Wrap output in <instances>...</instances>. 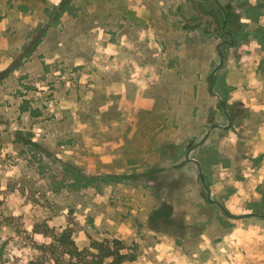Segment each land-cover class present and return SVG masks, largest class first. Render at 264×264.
<instances>
[{"label": "rangeland", "instance_id": "374dc122", "mask_svg": "<svg viewBox=\"0 0 264 264\" xmlns=\"http://www.w3.org/2000/svg\"><path fill=\"white\" fill-rule=\"evenodd\" d=\"M224 40L213 91L230 121L209 91ZM228 61L240 73L223 87ZM212 124L229 128L202 141ZM211 138L241 177L215 196L264 214V0H0V264H53L45 223L79 250L121 241L122 264H264V219L227 217L192 170ZM161 205L181 232L152 229Z\"/></svg>", "mask_w": 264, "mask_h": 264}, {"label": "trees", "instance_id": "16d2710c", "mask_svg": "<svg viewBox=\"0 0 264 264\" xmlns=\"http://www.w3.org/2000/svg\"><path fill=\"white\" fill-rule=\"evenodd\" d=\"M43 35L44 33L42 36ZM39 42L40 39L29 48L27 45H24L20 57L15 59L10 67L5 70V75L18 70L28 56L37 48ZM227 107L228 109L230 108L229 105H227ZM229 114L231 120H233L236 114L231 112V110ZM65 168V171H67L66 173H72L76 179L74 187H86L93 180L92 178H87L80 174V171L74 167L66 166ZM124 178L125 177H122V179ZM55 190L58 191V187H56ZM206 202H209L207 198ZM149 224L153 230L158 229L160 224L175 226L177 229L176 231L180 230V232L184 229V227L174 219L172 207L168 205H161L159 208L155 209L149 217ZM44 228L43 236L50 239V241L41 244L38 249L43 252L44 258L50 257L53 264H63L65 261H67V264H122L126 259L125 254L122 253V242L119 240L104 239L102 241H93L88 248L79 250L72 239V233L69 228L57 232L46 223L44 224Z\"/></svg>", "mask_w": 264, "mask_h": 264}, {"label": "crops", "instance_id": "0c3cea01", "mask_svg": "<svg viewBox=\"0 0 264 264\" xmlns=\"http://www.w3.org/2000/svg\"><path fill=\"white\" fill-rule=\"evenodd\" d=\"M230 33V32H229ZM232 34V33H231ZM241 35H245L246 34V31H241L240 32ZM233 35V34H232ZM236 35V34H235ZM250 43H252L254 46H258V44L256 43L255 39H250L249 41ZM219 46V45H218ZM230 63V65L228 66L227 69H221L220 72H218L219 74H217L216 76V81H220L221 85L223 87H226V85L230 86L229 83L227 82V77L225 75H230V76H237L240 71L238 72V68H235L233 66V64H231L230 61H228ZM218 71V70H217ZM216 71V72H217ZM233 71V73L231 72ZM224 77V79H223ZM211 78V76H210ZM226 80V81H225ZM218 83V82H217ZM227 83V84H226ZM234 84H232L233 86ZM224 91L226 89H223ZM210 91V90H209ZM211 93V91H210ZM213 93H216L221 100H223L221 98V95L223 94V91H219L218 93L215 91H213ZM213 93H211L213 96H215ZM216 97V96H215ZM217 98V97H216ZM224 98V97H223ZM218 99V98H217ZM224 101V100H223ZM226 105L227 102H226ZM221 107V106H220ZM222 108V107H221ZM228 108V107H227ZM223 109V108H222ZM251 110H254L253 106H251ZM224 112V111H223ZM228 112V111H227ZM229 115V121L231 120L230 118V114L228 113ZM226 116V115H225ZM213 125V124H212ZM216 125H219V124H216ZM221 126V125H219ZM223 126L221 127H216V128H213L210 132L212 133V131H222V128ZM210 134V133H209ZM217 138V137H216ZM218 139V138H217ZM216 142V139L215 138H211L210 140H208L207 142H205L203 145L200 146V149L198 150V153H197V159H192L193 161H191V164L194 166V168H192V170L194 171V174L195 175H199L200 176V172H202V174L205 176V180H206V184L208 186V190L209 192H207V195H209L210 199L215 201V202H218L220 203L221 205H223L225 207V209L228 211L229 208L227 207V204L225 203V201H219V198H217L215 195H217L216 191L218 190L219 193H221L222 191L226 190V192L230 191V192H233V189H232V184L236 181V180H239L241 177H238L236 175V171H235V168L237 169V165H235L236 163H234V159H230L229 156H226L224 153H226L224 151L223 148H225V146L228 145V143L224 140H220L219 141V144L215 143ZM235 144H238L236 142H231L230 145H235ZM243 146L245 147L244 150H249L250 152L253 151L256 156L257 154L259 155V152L261 151L260 148H257V147H254L253 148L251 147V145H249L248 143L247 144H243ZM223 147V148H222ZM221 149H223L224 152L221 151ZM258 149V150H257ZM246 150L244 151L245 154L247 155L248 153L246 152ZM172 157H174V154H171ZM250 155V153L248 154V156ZM261 154L259 155V158H260ZM237 160H239L238 158H236V162ZM250 163V162H249ZM254 163L255 165L258 164V167L259 165L262 163L260 162V160H258V158L254 159ZM196 165V167H195ZM257 167V169H258ZM241 170H239L240 172ZM217 173H220L222 175H231V177H233V179L230 181V182H223V181H219L220 179L216 178V174ZM236 175V177L234 176V174ZM218 181H217V180ZM201 181V180H200ZM202 183V182H201ZM203 185V184H202ZM204 187V186H203ZM220 188V189H219ZM222 189V190H221ZM212 197H216V199L212 198ZM221 200H225L223 198H225L224 195L220 196ZM209 201V200H208ZM211 203V202H210ZM230 211V210H229ZM228 211V212H229ZM231 213V212H229ZM232 214V213H231ZM248 214H258V213H247V214H244V215H234V216H238L239 218L242 217V216H245V217H249V216H246ZM260 214V213H259ZM260 215H264V214H260ZM251 216H254V215H251ZM228 217V216H227ZM258 217V216H257ZM233 219V218H232ZM238 219V218H236ZM264 219V218H263Z\"/></svg>", "mask_w": 264, "mask_h": 264}, {"label": "water", "instance_id": "95a60500", "mask_svg": "<svg viewBox=\"0 0 264 264\" xmlns=\"http://www.w3.org/2000/svg\"><path fill=\"white\" fill-rule=\"evenodd\" d=\"M224 26H225V25H224ZM228 35L232 38V35H231L230 33H228ZM225 44H227V41L224 40V41H222V42L219 44V46H218V53H219V56H220V62H219V64L214 68L213 73H212V75H211V86H210V91H211V93H213V89H214V75H215L216 71L219 69V67L221 66V62H222V59H223V52H222V50H221V46H223V45H225ZM213 94L218 98V100H219V104H220V106L223 108L224 114H225L226 117L229 119V115H228V112H227V105H226V102H224L223 100H221L220 97H219L216 93H213ZM216 127H221V126L216 125V124L211 125L210 128H209V130H208V132L205 134V136H204V138H203L202 141H204V140L208 137L210 131H211L213 128H216ZM222 128H223V129H228V128H229V125H227V126H223ZM200 180H201V182H202V184H203L205 190H206L207 192H209V190H208V186H207V184H206L205 176L202 174V172H200ZM208 200H209V202H211V203H215V204H217V205L221 208V210L225 213V215L228 216L229 218H233V219L239 218L238 216H234V215H232L231 213H229V212L225 209V207H224L223 205H221L220 203L211 200L210 197H209V195H208ZM251 215L258 216V217H261V218H264V215H260V214H248V215H246V216H251Z\"/></svg>", "mask_w": 264, "mask_h": 264}, {"label": "flooded vegetation", "instance_id": "af4514ba", "mask_svg": "<svg viewBox=\"0 0 264 264\" xmlns=\"http://www.w3.org/2000/svg\"><path fill=\"white\" fill-rule=\"evenodd\" d=\"M223 11H224V17H225V21H226V18H227V17L225 16V15H226V12H225V10H223ZM226 23H227V21L225 22V24H226ZM225 24H224V25H225ZM224 27H225V26H224ZM223 32H224L226 35H228V33H229L230 31H226V30L223 28ZM230 34H231V32H230ZM231 35H232V34H231ZM228 36H229V35H228ZM232 37H233V35H232ZM229 38H231V37L229 36ZM231 39H232V38H231Z\"/></svg>", "mask_w": 264, "mask_h": 264}]
</instances>
